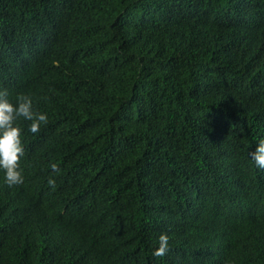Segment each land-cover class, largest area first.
I'll return each instance as SVG.
<instances>
[{
	"label": "trees",
	"instance_id": "trees-1",
	"mask_svg": "<svg viewBox=\"0 0 264 264\" xmlns=\"http://www.w3.org/2000/svg\"><path fill=\"white\" fill-rule=\"evenodd\" d=\"M0 88V264H264V0H0Z\"/></svg>",
	"mask_w": 264,
	"mask_h": 264
},
{
	"label": "clouds",
	"instance_id": "clouds-1",
	"mask_svg": "<svg viewBox=\"0 0 264 264\" xmlns=\"http://www.w3.org/2000/svg\"><path fill=\"white\" fill-rule=\"evenodd\" d=\"M22 117L29 121V131L38 133L41 125L47 122L43 112L33 110V100L29 94L18 93L15 102L9 99L7 89L0 88V171L3 181L8 186L19 185L24 181L20 159L25 149L22 143V129L16 123ZM257 168L264 169V139L257 142L249 154ZM55 170L57 166L52 164ZM48 183L54 187V180L49 178ZM169 250V236L161 233L158 236V246L153 249L152 255L163 257Z\"/></svg>",
	"mask_w": 264,
	"mask_h": 264
}]
</instances>
